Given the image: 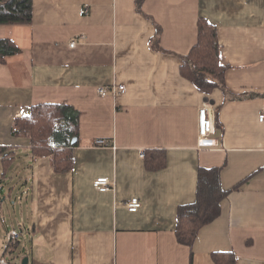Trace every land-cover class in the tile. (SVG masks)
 Returning a JSON list of instances; mask_svg holds the SVG:
<instances>
[{"label":"crops","instance_id":"1","mask_svg":"<svg viewBox=\"0 0 264 264\" xmlns=\"http://www.w3.org/2000/svg\"><path fill=\"white\" fill-rule=\"evenodd\" d=\"M201 23L216 28L227 70L210 95L181 73ZM0 40L20 50L0 63V148L15 157L0 158V257L17 221L13 264H217L216 254L264 264V0H33L32 22L0 25ZM112 85L127 92L99 95ZM61 103L80 112V131L72 170L57 173L54 156L35 157L15 130L32 107ZM204 105L215 148L199 147ZM201 168L221 169L226 194L191 247L176 231ZM100 177L114 189L98 191ZM14 198L9 221L2 208ZM133 198L138 213L127 210Z\"/></svg>","mask_w":264,"mask_h":264},{"label":"trees","instance_id":"2","mask_svg":"<svg viewBox=\"0 0 264 264\" xmlns=\"http://www.w3.org/2000/svg\"><path fill=\"white\" fill-rule=\"evenodd\" d=\"M33 0H0V25H23L32 22ZM20 52L11 40H0V63ZM220 45L215 27L201 23L199 43L185 57L181 73L202 93L210 95L226 87V67L220 64ZM80 112L66 104H40L31 113L16 121L15 133L31 138L35 157L53 155L55 171L64 173L74 166L73 140L79 138ZM3 163H13L15 157L7 149L0 148ZM163 166L160 163L159 168ZM157 168V169H159ZM5 170V167H4ZM0 173V185L2 177ZM221 169L201 168L199 171L198 198L194 205L180 210L177 238L181 244L193 246L200 230L221 214V203L226 192L220 182ZM2 199L0 191V200ZM18 244L10 255L17 250ZM217 264H236L235 254H216Z\"/></svg>","mask_w":264,"mask_h":264},{"label":"built area","instance_id":"3","mask_svg":"<svg viewBox=\"0 0 264 264\" xmlns=\"http://www.w3.org/2000/svg\"><path fill=\"white\" fill-rule=\"evenodd\" d=\"M76 43L73 42L71 47H75ZM127 87L125 85H112L104 86L98 89L100 96L125 94ZM259 122L264 123V109L259 114ZM216 131L215 116L207 105H204L199 111V147L200 148H215L219 146V142L213 139ZM95 146L108 147L109 142L106 140H97ZM144 157V154L142 155ZM95 188L100 192H109L114 189V185L107 177H100L94 181ZM127 210L130 213H138L142 208V201L139 198H133L127 205ZM21 233L14 230L8 233L6 238V245L4 255L0 257V264H13L9 261L8 256L13 251L14 247L18 244Z\"/></svg>","mask_w":264,"mask_h":264},{"label":"rangeland","instance_id":"4","mask_svg":"<svg viewBox=\"0 0 264 264\" xmlns=\"http://www.w3.org/2000/svg\"><path fill=\"white\" fill-rule=\"evenodd\" d=\"M23 153H24L23 151L20 152V154L18 156L19 160H16L17 164H15L12 167V169H11V171L13 172L12 178H8L7 179V181L10 183V185H12L14 187L18 184V181H19L16 178V176H18V174L16 175V170L15 169H16V166H18V165H19L20 168H22L21 161H23ZM16 194H17V190L14 189L13 195L16 196ZM19 208H20V205L16 204V199L15 198L13 199V201L8 199L7 202L5 204H3V208H2L4 210V212H5V217L7 218L6 220L12 221L11 219H13V221H14V218L17 217V215L15 213L17 211L19 212ZM8 209H10V211H13L14 213H11V215H9ZM20 221H22V220L20 219ZM9 226L11 228L14 226L13 229L15 228L18 231L21 230L20 229L21 228L20 224L17 221H14L13 224H9Z\"/></svg>","mask_w":264,"mask_h":264},{"label":"water","instance_id":"5","mask_svg":"<svg viewBox=\"0 0 264 264\" xmlns=\"http://www.w3.org/2000/svg\"><path fill=\"white\" fill-rule=\"evenodd\" d=\"M76 141H77V139H74L73 142H72V144L73 145L76 144ZM27 262H28V259H25L24 262H23V264H27Z\"/></svg>","mask_w":264,"mask_h":264}]
</instances>
